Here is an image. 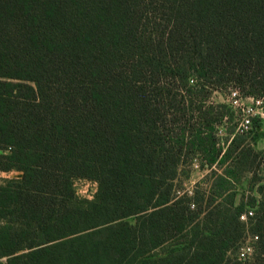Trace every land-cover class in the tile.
<instances>
[{"label": "trees", "instance_id": "trees-1", "mask_svg": "<svg viewBox=\"0 0 264 264\" xmlns=\"http://www.w3.org/2000/svg\"><path fill=\"white\" fill-rule=\"evenodd\" d=\"M170 83L264 104V0H0V264H264V196L234 191L257 155L216 148L213 105L186 140ZM183 152L222 169L205 198L173 193ZM253 206L254 259L225 260Z\"/></svg>", "mask_w": 264, "mask_h": 264}, {"label": "rangeland", "instance_id": "rangeland-1", "mask_svg": "<svg viewBox=\"0 0 264 264\" xmlns=\"http://www.w3.org/2000/svg\"><path fill=\"white\" fill-rule=\"evenodd\" d=\"M193 80H189L188 86L194 85ZM180 85L176 86L172 83L169 84L170 95L172 98H176L177 102L180 98H186L181 104L174 103L170 110L167 109L168 115L174 120L172 126H174L177 132L180 129H185L186 140L190 138L191 130L200 131L205 135L208 131L206 127L201 124L197 109L208 110L210 105L215 108V114H220L222 119L215 124L213 129L214 140L216 142V148H220L222 153L226 149L229 140L233 134H242L246 137V142L250 144L256 158L253 164V171L250 173H241L238 177L239 182L234 184V191L236 192L235 204H238L241 200L248 202L250 198L259 200L264 196V163H260L262 160L261 153L264 152V117L260 114H264V104H256L254 99L241 95L239 91L227 86L222 90L209 89L208 93H200L194 89L191 90L189 96L185 94V91H180ZM194 88V87H193ZM237 91L239 96L232 97V93ZM188 98H196L189 101ZM181 107V110L177 112L175 108ZM184 109V110H182ZM246 110L256 112L252 117L254 119L251 128L244 129L242 126V120L246 115ZM182 111V112H181ZM184 111V113H183ZM170 118V119H171ZM215 118H217L215 116ZM263 118V119H262ZM258 126L260 132V138L253 142L251 137L253 136L252 129ZM243 132H242V131ZM220 153V155L222 154ZM213 173L221 174L222 169L213 165L211 168L205 161V157L202 154L190 155L183 152L180 156L176 177L172 181L173 193L178 198H193L195 195L203 196L204 198L210 192L211 180ZM9 175H18L17 173H11ZM8 175V176H9ZM4 173H0V178L5 177ZM74 188L76 195L85 200H91L94 193L97 190V183L84 178H78L74 180ZM261 189V191H260ZM201 210L204 207V202L200 203ZM190 209L195 210L196 206L190 202ZM247 214L245 218H239L243 224L242 233L238 241L225 252V260H237L240 254L247 248H251L250 261L255 257V242L256 239L250 233L249 227L252 221L248 217H252L255 211V206L247 208ZM203 216V214L201 215ZM254 248V250H253Z\"/></svg>", "mask_w": 264, "mask_h": 264}, {"label": "built area", "instance_id": "built-area-1", "mask_svg": "<svg viewBox=\"0 0 264 264\" xmlns=\"http://www.w3.org/2000/svg\"><path fill=\"white\" fill-rule=\"evenodd\" d=\"M239 94L237 91H234L232 93V97L233 98H236L238 97ZM256 104H259L261 103V101L259 100H256L255 101ZM256 114V112H253L251 110H246V115L244 116L243 120H242V126L244 129H249L251 128V125H252V117ZM261 117H264V114H260ZM263 119V118H262ZM264 122V121H263ZM242 131V130H241ZM243 132V131H242ZM240 218H245V216H240ZM255 238V237H254ZM256 239V238H255ZM254 250V248H253ZM251 248H247L245 251H243L241 254H240V257L238 258V261H250V258L249 256L251 255Z\"/></svg>", "mask_w": 264, "mask_h": 264}]
</instances>
